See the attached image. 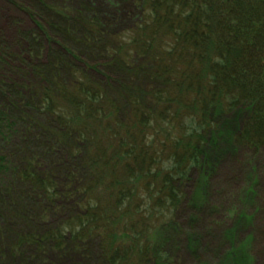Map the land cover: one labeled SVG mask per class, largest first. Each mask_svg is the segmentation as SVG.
I'll return each instance as SVG.
<instances>
[{"label": "trees", "instance_id": "trees-1", "mask_svg": "<svg viewBox=\"0 0 264 264\" xmlns=\"http://www.w3.org/2000/svg\"><path fill=\"white\" fill-rule=\"evenodd\" d=\"M138 5L140 22L121 33L103 28L82 3L72 17L56 11L67 20L64 29L48 24L62 35L74 34L82 48L100 50L104 67L121 76L111 86L73 67L68 80L59 79L69 63L64 59L76 58L68 51L37 72V101L28 98L26 111L0 104V221L12 215L27 224L16 233L13 250L63 251L72 245L84 251L97 239L106 264H128L129 254L137 264H175L164 249L180 235L172 218L179 203L196 216L221 156L232 148L264 147V0ZM38 114L47 117L41 135L32 128L40 125ZM15 135L12 160L3 144ZM46 135L67 159L63 184L52 173L63 159L44 165L46 149L36 150ZM178 182H189L190 193L183 194ZM253 193L254 186L247 187L240 201L251 203ZM57 198L74 210L53 224L43 225L48 208H28L35 200ZM256 211L264 216V201ZM252 218L243 209L236 213L223 233L228 247L215 264H253L252 237L238 240L236 234ZM199 242L187 233L184 248L194 264H207L199 259Z\"/></svg>", "mask_w": 264, "mask_h": 264}, {"label": "rangeland", "instance_id": "rangeland-1", "mask_svg": "<svg viewBox=\"0 0 264 264\" xmlns=\"http://www.w3.org/2000/svg\"><path fill=\"white\" fill-rule=\"evenodd\" d=\"M139 1L0 0V104L10 105L13 110L15 106L19 110L26 111L25 101L29 99L37 101V97L32 95L33 89L39 84L37 72L40 73L48 68V65H53L58 54L64 55L68 51L72 52L71 54L76 58L64 59L69 63L65 65L59 79L68 80L70 78L68 68L73 67L84 70L86 76L100 85L111 86L110 82L120 79L121 76L119 77L113 69L104 67L107 61L101 55L100 50L82 48L74 34L62 35V31L60 33L52 31L48 24L54 22L64 29V23L67 20L65 22L59 20L56 11L60 10L72 17L82 3L91 8L86 10L89 14L97 13L101 24L104 25L103 28L112 34L121 33L140 22L142 15L138 7ZM234 115L232 112L226 114L225 118L232 121ZM244 116H246L245 113L241 114L239 121ZM36 119L40 125L36 123L32 128L37 135H41L43 130L40 126L47 121V117L38 114L35 115ZM22 123L20 124L25 126L26 123ZM236 123L238 124V121ZM236 123L234 120V127ZM43 138L45 142L40 149L36 150L46 149L45 156L41 159L44 165H49L51 160L56 162L63 159V162L52 170L55 177L62 178L60 180L63 184L64 170L69 167L66 166L67 159L63 156V150L59 144L54 145L48 136ZM18 141L19 138L15 135L11 144H3L6 154H10L12 160H17L15 147ZM223 155L210 176L207 201L202 211L195 216L185 209L183 203L181 205L179 203L178 208L172 214L174 224H178L177 228L181 230L180 235H176L179 242L170 239L164 250L168 256L175 259V264L196 262L184 248L187 233L193 234L200 240L198 246L200 261L215 264L228 247L223 241V233L234 225L236 213L242 209L247 214H252L253 218L249 223L238 226L237 239L244 240L248 236L252 237L250 255L253 258V264H264V216L256 211V208L264 201V171L262 168L264 147L258 151L237 147L228 150ZM75 163L77 162L74 161ZM249 186H254L252 200L251 203L243 204L240 197ZM177 187L183 194H189L191 191L189 182H178ZM41 206L49 209L43 225L58 222L74 210V207H71L72 204L61 201V198L47 202L42 199L35 200V203L28 204V208L31 207L35 213L42 211ZM9 216L12 215L0 221V264H106L99 257L96 248L97 239L92 240L84 251L72 249V245L63 251L47 248L37 252L30 248L20 250L22 252L15 251L11 245L16 233L24 231L27 224L24 221L9 219ZM192 217L195 218L193 223H191ZM160 235L162 236V233ZM155 237H158L156 233ZM144 240L145 237L142 236L140 241L144 242ZM128 257V264H137L139 261L134 255L129 254Z\"/></svg>", "mask_w": 264, "mask_h": 264}]
</instances>
